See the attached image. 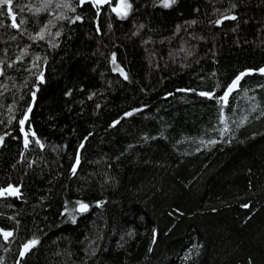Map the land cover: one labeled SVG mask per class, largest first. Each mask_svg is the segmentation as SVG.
I'll return each mask as SVG.
<instances>
[{"label":"trees","instance_id":"obj_1","mask_svg":"<svg viewBox=\"0 0 264 264\" xmlns=\"http://www.w3.org/2000/svg\"><path fill=\"white\" fill-rule=\"evenodd\" d=\"M127 3L0 6V264L60 237L89 264H264V0ZM107 164L116 206L83 190Z\"/></svg>","mask_w":264,"mask_h":264},{"label":"rangeland","instance_id":"obj_2","mask_svg":"<svg viewBox=\"0 0 264 264\" xmlns=\"http://www.w3.org/2000/svg\"><path fill=\"white\" fill-rule=\"evenodd\" d=\"M117 11H122L121 5L115 7ZM117 11H115L117 13ZM128 13V12H127ZM120 16V15H119ZM106 174L99 175L94 174L96 179V184L90 183V176H85L82 178L83 185L86 186L84 194H89L92 198L107 197L114 201V205L118 203L116 197V182L113 180V174L110 171L108 164L106 165ZM93 187H88V186ZM88 187V188H87ZM78 203V202H77ZM76 203V205H77ZM67 213L72 217V209H67ZM93 238V233H90L86 239L87 246L90 249L91 244L89 239ZM27 264H89L92 258H89L81 250L79 243L70 244L69 237H60L55 239V241H50L47 246L40 251L38 256L35 255V251L30 249L28 251Z\"/></svg>","mask_w":264,"mask_h":264},{"label":"snow or ice","instance_id":"obj_3","mask_svg":"<svg viewBox=\"0 0 264 264\" xmlns=\"http://www.w3.org/2000/svg\"><path fill=\"white\" fill-rule=\"evenodd\" d=\"M84 2H90V0H81V3H84ZM95 2H96L97 5H99V4H103V3H109L110 0H95ZM176 2H177V0H162V6L165 7V8H169L173 4H175ZM12 3H13V0H0V6H7L9 10H11ZM120 5H121V7L123 9L122 11H117L116 8H113V11H117V14L120 15L121 18H124L125 16H127L128 10L131 9V4L127 3V0H120ZM72 10L75 11V9H72ZM37 11H39V9H37ZM12 19H13V21H15V16L14 15L12 16ZM76 19H79V17H77ZM225 19H233V20H235L236 17L235 16H230V17H225ZM12 27L13 28H18V25L14 22L12 24ZM56 35L58 36L59 33H56ZM39 39H44L43 32L40 33ZM113 63H115V55H113ZM9 67H11V65H9ZM120 72H121V75H123L124 78L127 79V76H126V74H124L122 69L120 70ZM259 72L261 74H264V68L259 69ZM3 74H4L3 71L0 70V75H3ZM247 74H249V73H247V72L241 73L238 77H236V79L232 82V84L228 86V88L225 91L224 95L218 98L219 101H223L224 105L226 106L229 94L237 87L240 79L243 76L247 75ZM40 79L43 80V75L42 74L40 76ZM199 95L206 96L208 99H212L214 97V93L201 92V93H199ZM253 110H255V109H253ZM28 112H31V108L30 107L27 109L24 118L19 121V124L21 126V131L24 130L23 126L25 124V121L28 119V115H27ZM131 114L132 113H128L127 115H131ZM115 123H119V121H116ZM227 130H228L227 127H225V129H223V131H227ZM0 140H2V138H0ZM215 142L216 141H210L209 143H215ZM35 143L40 144V141L37 139V140H35ZM28 145H29V140L27 139V133H26L25 134V140H24L25 148H27ZM41 147H43V145H41ZM81 147H83V145H81ZM78 162L79 161L77 160V163ZM72 171H73V174H75V171H76L75 167L73 168ZM5 193H7L8 195H17L19 193V189L15 188V187H13L11 185L8 188L0 189V196H4ZM78 203H79V209L80 210H82V211H87L88 210L89 206L87 204L80 203V202H78ZM97 206H100V205L98 204ZM245 207H247V206H245ZM73 222H75V221H73ZM0 232H2V234H3L5 239H7L8 237H10L12 235L11 232H3L2 230H0ZM37 243H38V240H32L28 244H25L24 245L25 252L26 251H30V249L32 247H35ZM25 252H21V256H23L25 254Z\"/></svg>","mask_w":264,"mask_h":264},{"label":"water","instance_id":"obj_4","mask_svg":"<svg viewBox=\"0 0 264 264\" xmlns=\"http://www.w3.org/2000/svg\"><path fill=\"white\" fill-rule=\"evenodd\" d=\"M85 4H92V5H94V6H97V7H101V6H106L108 3H103V4H99V5H97L96 4V2H95V0H90V2H84ZM264 68V67H263ZM245 72H247V73H249V74H247V75H245V76H243L241 79H240V81H239V83H238V85H237V87L229 94V96H228V100H229V98L233 95V93L238 89V87H239V84H240V82L245 78V77H247V76H249V75H251L253 72L252 71H249V70H247V71H243V72H241V73H245ZM241 73H239L236 77H238ZM236 77L231 81V83L229 84V85H231L232 84V82L236 79ZM228 85V86H229ZM228 86L225 88V90L223 91V93H222V96L224 95V93H225V91L227 90V88H228ZM227 100V101H228ZM30 108H31V106H30ZM27 115H28V118H29V115H30V112H28L27 113ZM25 116V115H24ZM24 118V117H23ZM28 120V119H27ZM26 120V121H27ZM26 121H25V123H26ZM24 126H25V124H24ZM23 126V127H24ZM19 133H20V135H21V139H22V147L24 148V149H26L25 148V146H24V140H25V130H23V131H21V126H20V124H19ZM28 139V138H27ZM81 145H83V143H81ZM81 145L78 147V149H77V152H76V156H75V164H74V166H73V168L75 167V169H77V167H78V165H79V162L77 163V160L79 161L80 160V153H81V150H82V148L83 147H81ZM73 168H72V170H73ZM10 186V185H9ZM9 186H7V187H5V188H8ZM14 187V186H13ZM5 188H3V189H5ZM15 188H17V187H15ZM20 195V192L17 194V195H8L7 193H5V195L4 196H0V198H3V197H5V196H10V197H18ZM76 211H77V213H84V212H86V211H82V210H80L79 209V205L76 207ZM21 252H24V248L19 252V258H24V255L23 256H21Z\"/></svg>","mask_w":264,"mask_h":264},{"label":"flooded vegetation","instance_id":"obj_5","mask_svg":"<svg viewBox=\"0 0 264 264\" xmlns=\"http://www.w3.org/2000/svg\"><path fill=\"white\" fill-rule=\"evenodd\" d=\"M9 185H11V184H7L6 186L0 187V189H3V188H5V187H7V186H9ZM11 186H13V185H11ZM14 187H15V186H14ZM19 197H20V195H19L18 197L5 196V197H3V198H0V201H6L7 199H14V198L18 199ZM80 203H82V202H80ZM78 205H79V203H77L76 206H78ZM0 230H2L3 232H11V233H12L11 230L3 229V228H1V227H0ZM0 236H2L3 240H5V241L8 240V239L10 238V237H8L7 239H5L4 236H3V234H2V232H0ZM23 248H24V246L21 247V249L19 250V252H20ZM24 252H25V249H24ZM28 253H29V252L26 251L25 254H24V256L27 255ZM18 258H19V254H18ZM20 259H23V258H20Z\"/></svg>","mask_w":264,"mask_h":264}]
</instances>
